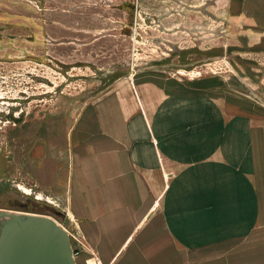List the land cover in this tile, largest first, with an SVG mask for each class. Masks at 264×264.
<instances>
[{
    "label": "rangeland",
    "instance_id": "obj_1",
    "mask_svg": "<svg viewBox=\"0 0 264 264\" xmlns=\"http://www.w3.org/2000/svg\"><path fill=\"white\" fill-rule=\"evenodd\" d=\"M218 92L264 104V0H0V210L74 233L36 170L49 141L88 110L153 144L160 114L213 156Z\"/></svg>",
    "mask_w": 264,
    "mask_h": 264
},
{
    "label": "crops",
    "instance_id": "obj_2",
    "mask_svg": "<svg viewBox=\"0 0 264 264\" xmlns=\"http://www.w3.org/2000/svg\"><path fill=\"white\" fill-rule=\"evenodd\" d=\"M216 112L213 156L205 133L160 114L153 144L88 110L49 141L56 162L36 170L65 201L77 264H264V104L218 92Z\"/></svg>",
    "mask_w": 264,
    "mask_h": 264
},
{
    "label": "water",
    "instance_id": "obj_3",
    "mask_svg": "<svg viewBox=\"0 0 264 264\" xmlns=\"http://www.w3.org/2000/svg\"><path fill=\"white\" fill-rule=\"evenodd\" d=\"M0 264L76 263L70 237L55 219L0 210Z\"/></svg>",
    "mask_w": 264,
    "mask_h": 264
},
{
    "label": "bare ground",
    "instance_id": "obj_4",
    "mask_svg": "<svg viewBox=\"0 0 264 264\" xmlns=\"http://www.w3.org/2000/svg\"><path fill=\"white\" fill-rule=\"evenodd\" d=\"M23 190V192H25V193H28L29 192V190L27 191L25 188H22ZM39 198H40V196H38ZM48 200V199H47ZM48 201H50V200H48ZM4 211H7V210H4ZM10 212H18V213H30L29 211H27V212H24V211H10ZM34 214H41V215H46V216H49V217H52L53 219H54V217L53 216H51V215H48V214H42V213H34ZM64 214V213H63ZM58 223V222H57ZM59 224V223H58ZM60 225V224H59ZM61 226V225H60ZM62 228H64L63 226H61ZM66 231H67V233H68V235L70 234V232L66 229V228H64ZM69 237H70V235H69ZM70 242H71V238H70ZM71 246H72V242H71ZM72 249H73V247H72ZM73 256H74V260H75V255H74V250H73ZM75 263H76V260H75ZM77 264V263H76Z\"/></svg>",
    "mask_w": 264,
    "mask_h": 264
},
{
    "label": "built area",
    "instance_id": "obj_5",
    "mask_svg": "<svg viewBox=\"0 0 264 264\" xmlns=\"http://www.w3.org/2000/svg\"><path fill=\"white\" fill-rule=\"evenodd\" d=\"M86 264H100V262L94 255H92V257L87 259Z\"/></svg>",
    "mask_w": 264,
    "mask_h": 264
}]
</instances>
